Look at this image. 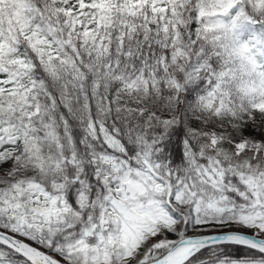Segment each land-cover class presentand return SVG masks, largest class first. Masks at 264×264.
Listing matches in <instances>:
<instances>
[{
  "label": "snow or ice",
  "instance_id": "6c2138e0",
  "mask_svg": "<svg viewBox=\"0 0 264 264\" xmlns=\"http://www.w3.org/2000/svg\"><path fill=\"white\" fill-rule=\"evenodd\" d=\"M0 264H264V0H0Z\"/></svg>",
  "mask_w": 264,
  "mask_h": 264
}]
</instances>
